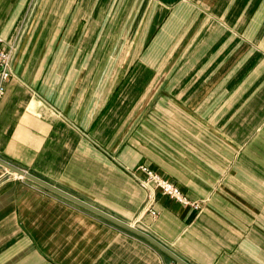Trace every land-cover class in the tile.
<instances>
[{
  "label": "crops",
  "instance_id": "obj_1",
  "mask_svg": "<svg viewBox=\"0 0 264 264\" xmlns=\"http://www.w3.org/2000/svg\"><path fill=\"white\" fill-rule=\"evenodd\" d=\"M0 38L1 159L189 264H264V0H0ZM141 166L200 209L140 216ZM0 264L177 263L0 165Z\"/></svg>",
  "mask_w": 264,
  "mask_h": 264
},
{
  "label": "built area",
  "instance_id": "obj_2",
  "mask_svg": "<svg viewBox=\"0 0 264 264\" xmlns=\"http://www.w3.org/2000/svg\"><path fill=\"white\" fill-rule=\"evenodd\" d=\"M2 44L3 40L0 38V105L6 94L8 82L15 77V62L17 57L16 47L4 49L1 46ZM137 171L143 173L144 178L137 177ZM132 175L136 177L139 184L148 191V198L140 216L149 214L156 217L158 215L157 211L154 209L156 191H160L163 195L177 201L185 207H189L193 210L200 209V203L190 200L176 184L164 179L148 167L141 166L136 171H133Z\"/></svg>",
  "mask_w": 264,
  "mask_h": 264
},
{
  "label": "water",
  "instance_id": "obj_3",
  "mask_svg": "<svg viewBox=\"0 0 264 264\" xmlns=\"http://www.w3.org/2000/svg\"><path fill=\"white\" fill-rule=\"evenodd\" d=\"M0 165L3 166L4 168L8 169L10 172H13L15 174H17L19 177H23L25 179H28L94 213H96L97 215L115 223L116 225L142 237L143 239H145L146 241H148L149 243H151L152 245H154L156 248H158L160 251H162L164 254L168 255L169 257H171L177 264H189L186 261H184L183 259H181L179 256H177L174 252H172L168 247H166L165 245H163L161 242H159L158 240H156L154 237H152L151 235H149L148 233L144 232L143 230L139 229L138 227H136L135 225L123 222L83 201H81L80 199H77L76 197L56 188L55 186L51 185L50 183L32 175L31 173H28L27 171L3 160L0 158Z\"/></svg>",
  "mask_w": 264,
  "mask_h": 264
}]
</instances>
